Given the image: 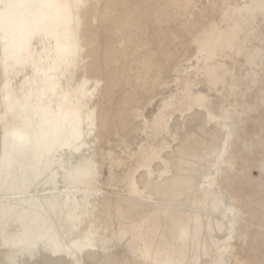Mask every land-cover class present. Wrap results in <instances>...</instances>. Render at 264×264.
Masks as SVG:
<instances>
[{
	"label": "bare ground",
	"instance_id": "6f19581e",
	"mask_svg": "<svg viewBox=\"0 0 264 264\" xmlns=\"http://www.w3.org/2000/svg\"><path fill=\"white\" fill-rule=\"evenodd\" d=\"M259 19L264 0H0V264H249L264 235L219 180L242 112L213 98L222 57L258 76Z\"/></svg>",
	"mask_w": 264,
	"mask_h": 264
},
{
	"label": "rangeland",
	"instance_id": "374dc122",
	"mask_svg": "<svg viewBox=\"0 0 264 264\" xmlns=\"http://www.w3.org/2000/svg\"><path fill=\"white\" fill-rule=\"evenodd\" d=\"M199 10L200 8L197 11ZM253 26H256V31L253 32L260 36L251 40L250 44L242 43L241 50H244L246 46L258 45L263 38L264 20L255 21ZM261 49L264 52V40ZM219 61L222 63L220 74L226 75V78L218 87L223 92L213 98L214 109L222 111L230 104H236L235 117L242 112L233 125L235 133L232 135L233 145L230 150L231 165L224 168L219 180L222 189L242 209V221L238 223L237 228L242 232L253 234L258 232L264 235V53L259 61L260 68L256 70L258 76L253 75L252 72L248 75L249 61L244 54L231 53ZM230 70H232V76L227 74ZM250 78L256 82L250 89L245 90L243 95L242 89ZM230 85H235L236 88L230 90ZM171 90H175L173 84H171ZM159 97L162 95L158 96L157 100ZM153 111L154 107L150 106L146 108L145 114L150 118ZM140 138L142 136L139 140ZM107 177L108 174L105 171V179ZM254 250L247 253L248 263L264 264V236L258 237Z\"/></svg>",
	"mask_w": 264,
	"mask_h": 264
}]
</instances>
